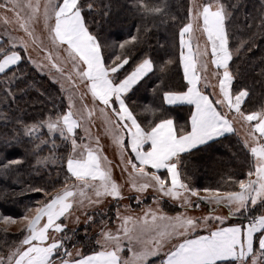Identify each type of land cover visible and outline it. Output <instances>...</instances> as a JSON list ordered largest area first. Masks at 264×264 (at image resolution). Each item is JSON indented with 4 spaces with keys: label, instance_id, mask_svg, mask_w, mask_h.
I'll return each mask as SVG.
<instances>
[{
    "label": "snow or ice",
    "instance_id": "snow-or-ice-1",
    "mask_svg": "<svg viewBox=\"0 0 264 264\" xmlns=\"http://www.w3.org/2000/svg\"><path fill=\"white\" fill-rule=\"evenodd\" d=\"M137 4V11L142 10L144 15L163 17L167 14L166 6H152L145 0H137ZM86 6L91 11L96 4L89 2ZM84 9L82 0H58L56 3L46 0L43 4L44 28L51 44L56 48L64 47L68 58L75 62L73 67L80 66L76 75L85 83L92 100L112 110L115 120L114 124L113 121L109 123L113 124L115 143L119 148L131 150L126 164L131 166L133 189L142 193L152 188L172 200L183 195L181 203L188 207L198 208L200 202L223 206L229 210V215H242L249 222L241 226L221 227L227 216H206L197 220L184 215H157L148 210L143 216L133 218L121 216L117 209L121 223L116 232L101 229L96 239L99 250L81 255L80 249H77L76 257L79 258L74 257L68 250V243L76 230L71 233L66 231L67 225L62 218L67 219L74 204L82 206L85 199L89 204H98L105 197L110 196L114 200L122 197L120 186L112 179L111 169L102 162L99 152L77 143L75 130L82 125L69 110L55 120L43 123L49 134L58 133L64 141L71 142L72 154L67 159V173L70 175L65 178V187L55 196L38 201V207H28L21 218L23 238L8 254L7 264H150V258H159V264H249V260L251 264H264V105L249 113L246 101L250 98V91H233L235 77L230 70L233 56L226 29L231 13L222 0H208L206 3L193 0L188 9L187 23L179 30L180 64L188 87L187 91L180 93L166 91L163 100L168 105H194L190 130L176 125L170 118H161L147 129L138 123L124 97L153 70V62L150 58L143 59L120 79V70L129 64L128 55H115L111 65L106 63L99 36L89 28ZM0 13L3 25L17 24L32 37L30 25L39 19L41 3L40 0H0ZM9 13L12 15L9 16ZM103 14L107 16L110 13L105 11ZM260 27H264V17ZM197 31L206 36L211 48L210 63L217 69L219 96L215 101L198 87L202 80L207 79L201 76V70L207 69L208 62L202 59L207 56L206 49L201 53L197 45V50L193 52L192 39ZM131 39L134 41L136 38ZM7 42L12 44L11 48L0 45V74L7 75L9 70H13L15 78L13 66H19L22 55L13 50V41L9 39ZM125 43L119 45L120 49H125ZM48 59H52L50 54ZM52 67L57 66L53 63ZM209 86L207 83L204 85L205 88ZM217 105L224 111L219 110ZM87 111L91 117L93 111ZM233 113L230 120L229 115ZM236 119L248 128L244 141L248 153V179L233 181L238 190L203 189L206 195L199 196V201L192 204L187 194L198 196L199 190L191 189L181 178L180 166L186 159L185 154L232 133L231 121ZM36 127H29L26 134L31 135ZM146 145L149 147L146 148ZM161 170H166L170 184L158 174ZM73 178L74 183L69 187L67 181ZM33 191L49 195L42 188ZM89 193L95 196V200ZM136 202L139 204L140 199L137 198ZM0 219L5 225L17 222L14 217ZM93 219L94 216L87 217L88 221ZM214 220L219 224L213 226L210 221ZM199 228L206 229L208 234L190 238ZM125 240L127 244L122 247ZM0 264H5L4 257H0Z\"/></svg>",
    "mask_w": 264,
    "mask_h": 264
},
{
    "label": "trees",
    "instance_id": "trees-1",
    "mask_svg": "<svg viewBox=\"0 0 264 264\" xmlns=\"http://www.w3.org/2000/svg\"><path fill=\"white\" fill-rule=\"evenodd\" d=\"M82 2L87 24L93 34L99 36L106 63L111 65L115 55L129 57V64L118 74L120 79L143 59L150 58L153 62V70L125 96L138 123L147 129L161 118H170L176 125L189 130L192 106L170 107L163 102L166 91L187 90L180 64L179 30L187 23L189 0H145L152 6H166L167 14L163 17L144 15L142 10L138 12L137 0ZM89 2L96 4L91 11L86 6ZM222 3L231 13L226 29L233 56L230 62L235 77L232 88L233 91H250L246 101V111L250 113L264 105V27H260L264 0H222ZM105 11L110 14L105 16ZM132 37L136 39L132 41ZM127 41L131 42L125 43ZM121 43H125L123 50L119 47ZM13 69L15 78L13 70L0 75V218L14 217L18 221L29 206L38 207V201L55 196L65 187V178L69 176L66 169L69 144L60 136H48L41 128L46 120L66 114V104L58 87L38 74L24 58ZM31 126H37L33 132L36 134L27 136L26 131ZM185 156L180 166L181 178L199 192H204L203 189L232 190L234 180L248 179V153L234 134ZM35 188L45 189L49 195L33 191ZM154 199L148 198L137 207L150 206ZM160 203L168 214L180 211L164 199H160ZM118 208L114 203L107 214L92 215V221L76 230L68 250L74 248L72 245L81 246L84 255L98 250V233L112 224ZM243 222L249 221L239 214L228 220L229 225ZM97 224L102 225L94 232ZM10 227L12 224L5 225L0 219V257L6 256L23 238L21 231L12 232Z\"/></svg>",
    "mask_w": 264,
    "mask_h": 264
},
{
    "label": "rangeland",
    "instance_id": "rangeland-1",
    "mask_svg": "<svg viewBox=\"0 0 264 264\" xmlns=\"http://www.w3.org/2000/svg\"><path fill=\"white\" fill-rule=\"evenodd\" d=\"M46 0H40L41 3V14L37 21H34L30 25V30L33 32V36H28L23 29H20L17 24H11L8 26L3 25V22L0 21V39L3 42L4 48H11L12 44L8 43L9 39L14 42L15 48L13 50L18 51L19 54L22 55L32 68L40 75H44L47 77L52 83H54L58 89L60 90L65 104H66V113L71 110L74 113V117L81 122V127H78L76 131V140L78 144L87 146L93 150L99 152L102 162L111 169L112 179L120 186L121 197L118 200H114L112 197H105L102 199L101 203L98 204H89L88 200L85 199L83 205L74 204L71 215L67 219H63V222L67 225L66 231L71 232L73 229L77 230L78 228L85 226L87 223V217L97 214H104L108 212V208L112 204L118 205L119 212L121 216H132L133 218H137L143 216L144 212L147 210H151L156 212L157 215L163 214L167 217H175L177 215H184L187 217H191L197 220H202L206 216H227L229 219V210L223 206H214L209 205L203 202H200V207H188L181 203L184 196L182 195L180 199L172 200L169 197L162 196L160 193L154 191L152 188H148L144 192H137L132 187V183L130 181V172L131 166L126 164V161L130 158L129 149H122L117 147L114 140V132L112 131L113 124H110V118L106 116V112L103 108L98 107L93 100L89 97H85L82 93H79L73 86L74 82H79L78 76L76 75L77 70L79 69V65L76 68L73 67L74 61H71L67 53L64 51V47L56 48L51 44V41L48 39L47 30L44 28V20H43V4ZM58 2V0H53V3ZM193 0H189V7L192 4ZM197 3H206L208 0H196ZM214 2V0H213ZM2 14V13H0ZM9 16L12 14L9 13ZM7 28V31H5ZM35 37V40L33 39ZM206 36H204L201 32L197 31L192 39V44L194 46V50H197V45L199 46V51L203 53L205 49L207 50L208 55V47L206 44ZM51 55L52 59L49 61L48 55ZM55 63L57 67H52V64ZM59 69V70H58ZM201 76L206 77V80H202V87H204L205 83L209 84L210 78H216V72L211 74L206 70H201ZM211 76V77H210ZM205 88V87H204ZM213 87L210 85L207 89H212ZM71 105V109L69 108ZM219 106V105H218ZM220 107V106H219ZM92 110L93 114L91 117L88 115L87 110ZM222 109V108H221ZM220 109V110H221ZM118 110V105H117ZM112 111V110H111ZM224 111V109H222ZM231 117V114L229 115ZM48 121V120H46ZM237 128V134L242 138L243 141L247 138L248 128L243 125L240 120H233ZM44 133L50 137L59 136L58 133L49 134L48 128L46 124H43ZM33 133V132H32ZM36 134V133H33ZM28 136V135H27ZM125 143L127 142L126 135L124 136ZM98 141V143H97ZM69 144L68 148V157L72 154L71 152V142L66 141ZM79 151V150H78ZM134 160V156L131 157ZM68 159V158H67ZM45 162V160H44ZM61 165V164H60ZM67 167V165H66ZM127 168V171H125ZM67 169V168H66ZM163 178L168 181V177L165 174L161 175ZM74 183V179L68 183L70 187ZM168 184V182H167ZM63 189V188H62ZM61 189V190H62ZM59 190L58 192H60ZM57 192V193H58ZM136 195V196H132ZM148 194V195H147ZM93 200H95V196L89 193ZM206 195L205 192H199L198 196H191L187 194V198L195 204L199 201V196ZM137 198L140 199L141 202H145L148 198H155L150 206L137 207L139 204L136 202ZM171 203L173 206L180 208V211L168 214L163 210L162 204L160 203V199H163ZM135 207V208H133ZM237 215V214H235ZM233 215V216H235ZM232 217V216H231ZM150 219V217H149ZM228 219L221 224V227H224V224L228 222ZM121 220L117 217V212L115 214L114 221L110 226H106L102 229L111 230L112 232H116L119 228ZM210 223L215 226L219 224V221H210ZM248 222L240 223L238 226L242 224H247ZM102 224H97L94 227V232ZM24 224L22 220H18L15 224H12L10 230L12 232H20ZM101 232V229H100ZM99 232V233H100ZM98 233V236H99ZM208 232L204 228L197 229L196 232H193L190 238H195L197 235H207ZM122 235V233H120ZM97 236V238H98ZM182 239V238H181ZM175 242V241H173ZM127 244V241H123L122 247ZM97 245V244H96ZM16 247L12 248L11 251H14ZM77 249H80V254L84 255L82 252L81 246H76L70 250L73 253V256L76 257ZM99 249V246H98ZM63 251V249H61ZM131 255V253H128ZM163 255V253H161ZM79 258V257H76ZM154 261L153 264H159V258H150V262ZM249 264H251V260H249Z\"/></svg>",
    "mask_w": 264,
    "mask_h": 264
},
{
    "label": "crops",
    "instance_id": "crops-1",
    "mask_svg": "<svg viewBox=\"0 0 264 264\" xmlns=\"http://www.w3.org/2000/svg\"><path fill=\"white\" fill-rule=\"evenodd\" d=\"M206 41V44H207V39L205 40ZM2 42V40L0 39V43ZM66 47V46H65ZM207 47H208V55L207 56H204V57H202V59L203 60H206L208 63H207V71L208 72H210L211 74H214L215 72L217 73V69L213 66V65H211V63H210V58H211V48H210V45H208L207 44ZM193 52H195V50H194V46H193ZM14 67H16V66H13V68ZM80 67V66H79ZM181 67H182V65H181ZM221 72H222V70H220ZM182 73H183V77H184V71H183V67H182ZM149 74V73H148ZM147 74V75H148ZM0 75H2V74H0ZM146 77V76H145ZM144 77V78H145ZM211 77V76H210ZM78 79H79V82L77 83V82H74L75 83V85L73 86L76 90H78V92L79 93H82V95H84L86 98L87 97H89L90 96V98L92 99V97H91V94L90 93H88V90H87V87H86V85H85V83L84 82H81V80H80V78L78 77ZM185 80V79H184ZM186 82V81H185ZM202 81L200 82V84H198V87H200V89L202 90V91H204L206 94H208L209 95V98L211 99V100H213V101H215V99L219 96V87H218V79L217 78H210V82H209V85H211L213 88L210 90V89H207V88H204V87H202ZM186 84H187V82H186ZM187 87H188V85H187ZM187 91V90H186ZM128 94V93H127ZM127 94H125V96L127 95ZM125 98V97H124ZM94 102V101H93ZM163 102H164V100H163ZM98 107H100V108H103V110L106 112V116H108L109 118H110V121H112L113 120V118L115 119V117L113 116V114H112V111H111V109H105L104 108V106L102 105V104H100L99 103V101H95L94 102ZM165 104V103H164ZM166 106H170V107H173V106H181V105H189V104H186V103H184V104H174V105H168V104H165ZM189 106H192V108H193V111L195 110V107H194V105H189ZM217 107H218V109L220 110L221 108L217 105ZM221 111H222V109H221ZM232 115H234V113L233 114H231V116ZM229 119L231 120V117H229ZM236 120H239V119H236ZM232 122V125H233V129H234V131L232 132V133H229V134H226L225 136H227V135H231V134H234V135H236L239 139H240V141L242 142V144H243V146H244V141L242 140V138L237 134V128H236V125H235V123L233 122V120L231 121ZM189 126H190V120H189ZM190 130V129H189ZM220 138H222V137H220ZM220 138H218V139H220ZM213 142V141H212ZM210 143V142H209ZM146 148L147 147H149V145H146L145 146ZM201 147V146H200ZM247 150V149H246ZM129 152L131 153V150L129 149ZM67 168V167H66ZM149 171L151 172V171H153L152 169H149ZM159 175H162V174H165L166 176H167V172H166V170H161L159 173H158ZM70 175V174H69ZM168 177V176H167ZM254 178V177H253ZM74 179V178H73ZM72 179V180H73ZM168 181V184H170V179L168 178L167 179ZM148 195V194H147ZM132 196H136V195H133L132 194ZM204 196V195H203ZM163 199H165V198H163ZM151 205V204H150ZM227 209V208H226ZM228 210V209H227ZM148 211V210H147ZM231 216H233V215H230L229 216V219L228 220H230V217ZM42 223H43V221H42ZM227 226H238V225H229L228 224V222H226V224H224V227H227ZM99 250V249H98Z\"/></svg>",
    "mask_w": 264,
    "mask_h": 264
}]
</instances>
